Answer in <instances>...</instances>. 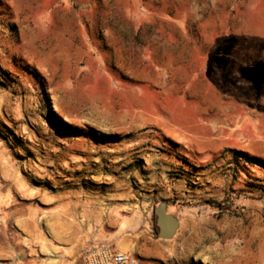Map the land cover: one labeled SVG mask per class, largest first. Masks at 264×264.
Returning <instances> with one entry per match:
<instances>
[{
    "label": "rangeland",
    "instance_id": "374dc122",
    "mask_svg": "<svg viewBox=\"0 0 264 264\" xmlns=\"http://www.w3.org/2000/svg\"><path fill=\"white\" fill-rule=\"evenodd\" d=\"M0 149L36 204L67 191L99 218L97 242L264 264V163L240 154L264 161V0H0Z\"/></svg>",
    "mask_w": 264,
    "mask_h": 264
},
{
    "label": "crops",
    "instance_id": "0c3cea01",
    "mask_svg": "<svg viewBox=\"0 0 264 264\" xmlns=\"http://www.w3.org/2000/svg\"><path fill=\"white\" fill-rule=\"evenodd\" d=\"M33 193L0 149V260L15 264H83L86 247L101 240L100 219L92 215L87 219L83 206L67 191L44 194L41 204L35 203ZM120 228L139 232L137 245L148 237L142 221H123ZM156 250V254H148L159 257L160 249Z\"/></svg>",
    "mask_w": 264,
    "mask_h": 264
},
{
    "label": "built area",
    "instance_id": "2783aa9c",
    "mask_svg": "<svg viewBox=\"0 0 264 264\" xmlns=\"http://www.w3.org/2000/svg\"><path fill=\"white\" fill-rule=\"evenodd\" d=\"M0 264H15L11 260H0ZM83 264H159L146 262L134 254L127 253L108 242L92 243L83 254Z\"/></svg>",
    "mask_w": 264,
    "mask_h": 264
},
{
    "label": "water",
    "instance_id": "95a60500",
    "mask_svg": "<svg viewBox=\"0 0 264 264\" xmlns=\"http://www.w3.org/2000/svg\"><path fill=\"white\" fill-rule=\"evenodd\" d=\"M157 236L163 240L172 239L180 228L179 219L168 212V204L162 202L157 208H155Z\"/></svg>",
    "mask_w": 264,
    "mask_h": 264
},
{
    "label": "trees",
    "instance_id": "16d2710c",
    "mask_svg": "<svg viewBox=\"0 0 264 264\" xmlns=\"http://www.w3.org/2000/svg\"><path fill=\"white\" fill-rule=\"evenodd\" d=\"M241 155H243V157H245V159L247 160V162H254V161H258V163H264L263 160H255L254 158H249L248 156H244L243 153L240 152Z\"/></svg>",
    "mask_w": 264,
    "mask_h": 264
}]
</instances>
